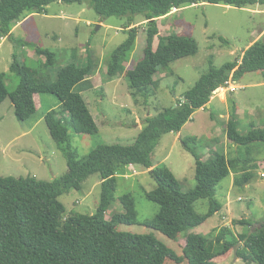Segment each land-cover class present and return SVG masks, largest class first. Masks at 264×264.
<instances>
[{
  "label": "trees",
  "instance_id": "1",
  "mask_svg": "<svg viewBox=\"0 0 264 264\" xmlns=\"http://www.w3.org/2000/svg\"><path fill=\"white\" fill-rule=\"evenodd\" d=\"M57 1L83 4L86 0H0V40L9 37L21 46L33 44L40 56L38 65L33 68L22 63L14 54L10 71L19 77V83L12 92L5 83L7 73L0 71V105L10 97L16 117L24 121L38 110L35 94L55 95L60 101V109L47 111L43 118L53 139L62 146L68 165L66 173L50 181L35 177L0 176V264H167L168 259L177 264L184 261L188 264H216L217 257L228 254L240 242L239 258L247 263L264 264V224L256 230L251 231L250 228V231L242 233H235L228 226L215 235L191 232L222 209L216 194L224 178L234 172V183L239 185L251 179L254 171L260 168L257 149L264 144L263 128L253 127L248 133H241L234 106L227 123V137L237 152L233 158L214 151L203 159L194 145L199 138L190 136L184 139L185 147L196 160L197 186L188 192L183 191L180 181L168 166H154L153 163V153L161 138L168 133L180 132L198 109L207 106L215 89L229 78L236 81L247 72L264 73V39H257L240 57L220 67L211 59L209 71L183 94V99L145 118L134 144H102L80 157L71 142L70 130L92 135L99 132V126L80 90L84 86L91 87L89 78L96 73L98 62L89 49L86 63L71 62L60 67L53 80L51 73L56 66V53L34 42L14 38L12 32L14 26L28 14L46 12L48 6ZM90 1L102 19L131 17L130 24L125 27L127 38L110 54L107 75L112 79L127 74L131 95L137 100L139 95L156 93L161 81L156 74L161 69H168L172 62L199 51L197 39L189 33L172 31L162 35L158 19L168 17L175 8L180 10L200 3L239 8L264 5V0ZM136 15H143L147 21L146 45L143 57L136 65L127 68L126 63L136 47L139 34L140 25L133 26ZM137 164L151 169L157 182V187L145 190V195L159 205V211L154 217L146 219L145 225L174 240H178L181 233H186L183 255L177 254L153 233H131L118 229L121 224L136 223L138 211L131 193L119 197L125 211L107 217L116 199L118 176L126 174L131 165ZM95 173L102 177L97 211L65 217L66 207L60 197L73 189H82L85 180ZM200 198L209 199L210 208L206 213H198L194 209L195 202ZM235 223L254 224L246 218Z\"/></svg>",
  "mask_w": 264,
  "mask_h": 264
},
{
  "label": "rangeland",
  "instance_id": "2",
  "mask_svg": "<svg viewBox=\"0 0 264 264\" xmlns=\"http://www.w3.org/2000/svg\"><path fill=\"white\" fill-rule=\"evenodd\" d=\"M22 20L24 23L15 32L14 38L26 39L56 53V66L51 73L53 80L56 79L60 67L71 62L80 65L86 63L89 44L93 55L97 57L96 61L99 60L100 67L93 75H96L93 81L97 87L84 86L80 89L78 86L99 126V132L92 135L70 130L71 142L79 156L83 157L102 144H134L141 131L136 121L142 124L147 116H154L165 108L176 105L179 99H183V94L192 89L198 79L209 71L211 59L220 67L227 61L240 57L256 35L264 30V5L254 4L239 8L200 3L180 10L175 8L168 17L158 19L163 35L172 31L189 33L197 39L199 51L195 55L172 62L168 69H161L156 74V77L161 78L156 93L150 96L139 95L138 100L131 95L127 74L109 79L106 71L111 52L127 38L128 31L125 27L131 22L130 16L102 19L90 0L83 4L57 1L51 3L46 12L31 13ZM143 21V15H136L133 24ZM146 27L148 26L145 24L139 26L136 47L126 63L127 68L136 65L143 57ZM260 38L264 39V34ZM157 42L158 39L155 46ZM14 54L22 63L33 68L40 60L33 44L21 46L15 39L8 37L0 40V71L7 73L5 83L11 92L19 83V77L10 71ZM89 82L92 83L91 80ZM258 82H264L262 71L247 72L236 80L235 83L239 86L228 96L231 114L234 106L241 109L240 115L236 112V119L239 131L243 134L253 127L264 129V84L259 86ZM37 102V112L24 121L16 117L10 97L0 105V176L35 177L50 181L67 172L68 165L63 148L53 139L43 118L47 111L60 109V101L55 95L46 93L37 94ZM213 106L214 110L206 108L193 115L195 119L182 129V138H177V132L165 134L153 153L154 165L168 166L180 181L184 192L197 186L195 156L185 147L184 139L198 136V141L191 144L196 145L197 153L203 157L211 156L214 151L224 153L228 158H233L237 153L236 147L227 139L228 119L220 117V111H226L223 104L215 99ZM257 151L258 159L264 163V144L259 145ZM262 172L264 165L254 171L251 179L239 185L234 183L235 173L231 172L217 187L216 198L222 204V209L191 232L215 235L225 226L232 228L235 233L260 228L264 224ZM101 182V175L95 173L85 180L82 189H73L63 194L60 200L66 207L65 217L75 213L96 212L101 198ZM156 187L157 182L151 169L143 165L137 164L126 171V174H120L116 199L107 212V217L124 212L125 208L119 197L124 193H131L138 211L136 223L121 224L118 229L131 233H153L177 254L183 255L186 233H181L179 239L174 240L144 223L159 211V205L145 195V190L151 191ZM209 208L208 198H200L194 204L198 213H206ZM244 218L254 224L249 226L235 223ZM239 244L238 249L242 247V243ZM168 260L167 264H177L171 259ZM215 261L216 264H256L236 257L234 247Z\"/></svg>",
  "mask_w": 264,
  "mask_h": 264
},
{
  "label": "crops",
  "instance_id": "3",
  "mask_svg": "<svg viewBox=\"0 0 264 264\" xmlns=\"http://www.w3.org/2000/svg\"><path fill=\"white\" fill-rule=\"evenodd\" d=\"M26 18V17H25ZM101 22H103L102 20H101ZM23 20H21L20 22H18L15 26H14V28H13V30H12V32H13V35L15 36V32L19 29V28H21L22 27V25H23ZM141 24H145V25H147V21H143V22H139L137 25H141ZM136 25V23H134L133 24V26H135ZM160 27V26H159ZM147 28V27H146ZM177 32H181V31H177ZM160 33L163 35V32L161 31V29H160ZM170 33V32H169ZM168 33V34H169ZM262 34H264V30L263 31H261V33H259V34H257L256 35V37H255V39L253 40V41H251V43H249V45H248V47L251 45V44H253L257 39H259L260 37H261V35ZM4 38H7V37H4ZM9 38V37H8ZM26 40V39H25ZM247 47V48H248ZM90 48V50H92V47H91V45L89 44V47H88V49ZM87 49V50H88ZM82 52H84V51H82ZM87 56H88V54H87ZM87 58V57H86ZM94 58L95 59H97V57H95L94 56ZM98 62H99V60H98ZM99 67H100V65L98 66V69H99ZM97 69V70H98ZM106 71H107V67H106ZM96 76V75H95ZM95 76H91L90 78H89V80H91L92 81V83H91V87H97V85L94 83V81H93V79L95 78ZM110 79V78H109ZM261 84H264V82H258L257 83V85H259V86H261ZM89 88V87H88ZM232 93V92H231ZM231 93H223V92H221V93H219L218 94V96L216 95V96H214V97H212L211 98V101L207 104V106L206 107H204V108H200V109H198V110H204V109H210V110H214V106H213V101L215 100V99H219V101H220V103L221 104H223V107L225 108V110L226 111H224V110H222V111H220V117L221 118H226V119H230L231 118V105H230V103H229V98H228V96L231 94ZM35 101H36V105H37V108H38V102H37V94H35ZM236 108H237V106H236ZM197 110V111H198ZM196 111V112H197ZM241 111V109H239V106H238V108H237V113L239 114V112ZM195 112V113H196ZM212 115H213V113H212ZM240 115V114H239ZM148 117V116H147ZM195 119V118H194ZM193 118H192V120H194ZM227 120V121H228ZM191 121V120H190ZM137 122V125L140 127V130L142 129V127H143V123L141 124L139 121H136ZM207 125H208V123H206ZM253 125V124H252ZM209 126V125H208ZM178 133V135H177V138L178 137H181L182 138V130L180 131V132H177ZM211 136H213V133L211 134ZM198 137V136H197ZM199 138V137H198ZM214 139H217V137H214ZM227 139H228V137H227ZM213 141V140H212ZM228 141H229V139H228ZM209 156L207 155V156H204L203 157V159H207ZM263 165H264V163H262V162H260V167H263ZM134 166L135 165H131L130 166V168L129 169H133L134 168ZM154 166H156V165H154ZM264 172H262V174H263Z\"/></svg>",
  "mask_w": 264,
  "mask_h": 264
},
{
  "label": "built area",
  "instance_id": "4",
  "mask_svg": "<svg viewBox=\"0 0 264 264\" xmlns=\"http://www.w3.org/2000/svg\"><path fill=\"white\" fill-rule=\"evenodd\" d=\"M4 37H2L3 39ZM236 81L233 80L232 78H229L224 85L218 87L217 89H215L213 91V95L212 97L214 96H218L219 93L223 92V93H231V92H234V90H236V88H238V84L235 83ZM262 176H264V173L262 174Z\"/></svg>",
  "mask_w": 264,
  "mask_h": 264
},
{
  "label": "water",
  "instance_id": "5",
  "mask_svg": "<svg viewBox=\"0 0 264 264\" xmlns=\"http://www.w3.org/2000/svg\"><path fill=\"white\" fill-rule=\"evenodd\" d=\"M240 244L238 243V244H236L235 246H234V251H235V255H236V257H237V251H238V246H239Z\"/></svg>",
  "mask_w": 264,
  "mask_h": 264
}]
</instances>
